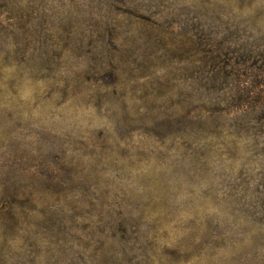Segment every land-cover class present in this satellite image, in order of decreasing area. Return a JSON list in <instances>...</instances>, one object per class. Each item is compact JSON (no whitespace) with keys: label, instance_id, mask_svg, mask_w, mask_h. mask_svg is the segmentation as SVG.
Segmentation results:
<instances>
[{"label":"rangeland","instance_id":"374dc122","mask_svg":"<svg viewBox=\"0 0 264 264\" xmlns=\"http://www.w3.org/2000/svg\"><path fill=\"white\" fill-rule=\"evenodd\" d=\"M0 264H264V0H0Z\"/></svg>","mask_w":264,"mask_h":264}]
</instances>
